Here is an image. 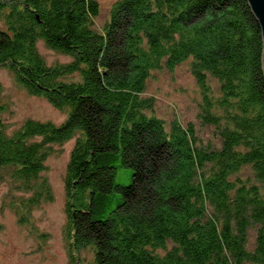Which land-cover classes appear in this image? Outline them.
<instances>
[{
	"label": "trees",
	"instance_id": "1",
	"mask_svg": "<svg viewBox=\"0 0 264 264\" xmlns=\"http://www.w3.org/2000/svg\"><path fill=\"white\" fill-rule=\"evenodd\" d=\"M100 14L98 0H0V69L67 115L11 133L0 85V184L24 194L20 223L53 200L46 162L74 141L70 264H264V38L248 0H118ZM40 43L69 62L48 65ZM183 64L197 125L160 118L147 95L153 73Z\"/></svg>",
	"mask_w": 264,
	"mask_h": 264
},
{
	"label": "rangeland",
	"instance_id": "2",
	"mask_svg": "<svg viewBox=\"0 0 264 264\" xmlns=\"http://www.w3.org/2000/svg\"><path fill=\"white\" fill-rule=\"evenodd\" d=\"M117 1L98 0L101 14L96 19L97 25L106 23L110 9ZM38 48L48 65L69 62V58L54 53L43 43ZM0 85L3 89L2 100L12 108V114L5 116L11 133L30 119L56 126L66 120L67 115L48 101L29 96L18 88L7 69H0ZM147 95L155 98L156 113L160 118L168 122L177 120L184 126L196 124L199 91L187 64L153 73L147 83ZM74 143L53 147V154L48 158L42 174V178L50 184L53 200L31 210L28 223H20L15 208L24 194L14 189L10 181L0 184V264H70L63 229L66 222L65 176ZM116 182L128 186L131 172L118 170Z\"/></svg>",
	"mask_w": 264,
	"mask_h": 264
},
{
	"label": "water",
	"instance_id": "3",
	"mask_svg": "<svg viewBox=\"0 0 264 264\" xmlns=\"http://www.w3.org/2000/svg\"><path fill=\"white\" fill-rule=\"evenodd\" d=\"M248 2L254 15L261 25L264 38V0H248Z\"/></svg>",
	"mask_w": 264,
	"mask_h": 264
}]
</instances>
